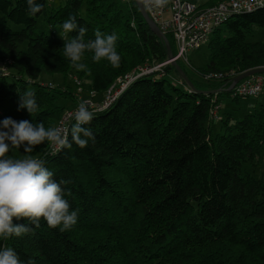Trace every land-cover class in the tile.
<instances>
[{"label":"trees","instance_id":"obj_1","mask_svg":"<svg viewBox=\"0 0 264 264\" xmlns=\"http://www.w3.org/2000/svg\"><path fill=\"white\" fill-rule=\"evenodd\" d=\"M36 2L43 8L31 15L26 0H0V14L6 18H0V64L17 71L0 72V102L12 105L17 121L53 128L66 109L57 99L76 101L68 83L55 87L34 81L41 70L66 80L72 69L63 53L67 41L36 32L40 16L50 28H61L74 16L87 29L85 41L94 40L97 30L105 36L116 33L118 68L106 60L93 62V53L85 51L81 62L87 69H75L76 77L90 79L91 92L105 93L118 77L138 66L167 60L163 40L143 19L135 0H65L59 7ZM6 20L21 28L12 29ZM225 26L227 34L219 27L208 42L207 63L200 68L190 65L202 76L223 75L199 84L210 90H194L187 68L178 60L193 87H172L174 96L165 88L164 74L174 71L185 82L167 63L135 79L108 108L93 113L85 127L95 142L90 140L87 147L72 143L49 154L45 141L31 153L11 148L8 157H38L54 180L66 182L61 184L63 196L70 210L78 212V220L66 231L50 228L43 219L39 227L26 219L14 221L33 230L20 237H0V249H13L23 264H264V180L241 173L242 164L264 147V104L254 96L258 107L232 124L223 120L224 132L211 130V110L216 104L220 108L219 95L230 96L232 79L264 67V39L246 40L253 26L264 27V6L235 14ZM165 36L175 54L171 35ZM24 40L27 49L18 50ZM231 71L234 75L229 76ZM25 91L35 93L38 107L32 115L17 110L19 93ZM239 97L247 96L233 100ZM68 139L71 142L70 134Z\"/></svg>","mask_w":264,"mask_h":264},{"label":"clouds","instance_id":"obj_2","mask_svg":"<svg viewBox=\"0 0 264 264\" xmlns=\"http://www.w3.org/2000/svg\"><path fill=\"white\" fill-rule=\"evenodd\" d=\"M169 0H137L138 6L145 10L162 9ZM28 12L36 15L43 5L36 0H26ZM63 33L77 32L64 42L63 53L77 71H85L82 63L85 51L93 53V62L106 60L113 68H118L121 56L116 50L118 39L115 32L104 35L99 30L94 33V40L85 41L87 29L77 23L74 16H69L61 25ZM35 93H19L18 111L26 109L32 115L37 110ZM94 114L88 108V102L82 101L74 114V123L70 130L63 128L46 129L43 122L32 123L28 120L15 121L11 117L0 121V237H20L33 229L28 224L14 221L27 220L29 224L39 227L41 219L50 228L60 227L61 231L69 230L77 223L78 212L70 210L69 202L63 196L61 184L53 179V173L45 167V161L33 156L10 158L11 148H23L24 153L33 152L35 146L45 141L51 142L57 150L70 148L72 143L83 149L91 140L95 142L92 131L85 127ZM71 136L69 142L68 136ZM0 264H23L11 248L0 249ZM28 264H32L31 261Z\"/></svg>","mask_w":264,"mask_h":264},{"label":"built area","instance_id":"obj_3","mask_svg":"<svg viewBox=\"0 0 264 264\" xmlns=\"http://www.w3.org/2000/svg\"><path fill=\"white\" fill-rule=\"evenodd\" d=\"M264 6V0H223L215 5H197L188 0H169L168 4L162 9L146 10L152 21L164 33H169L175 45V54L173 59L185 62L188 66V60L185 54L190 50L200 48L203 41L209 35H213L217 28L228 21L235 14L248 13L259 7ZM210 40V39H209ZM166 60L163 63H153L151 65L138 66L132 72L125 73L118 77L105 91V97L100 104L91 100L88 102V108L91 112H98L108 108L118 97V95L135 79L148 75L154 71H160L164 64L169 63ZM6 74V72H3ZM234 75L230 72L229 76ZM206 80L221 78V73H208L203 76ZM264 88V73L254 74L243 78L237 82L231 91L232 97L238 96H258ZM94 95V92H91ZM216 95L214 96L215 100ZM81 103V102H80ZM78 103L72 109H66L57 120L53 128L68 129L73 124L75 110ZM219 105H214L211 113L215 112ZM216 117V115H215ZM58 150L48 141L46 153H56ZM38 158V157H36Z\"/></svg>","mask_w":264,"mask_h":264},{"label":"rangeland","instance_id":"obj_4","mask_svg":"<svg viewBox=\"0 0 264 264\" xmlns=\"http://www.w3.org/2000/svg\"><path fill=\"white\" fill-rule=\"evenodd\" d=\"M12 3H15V0H11ZM65 0H46V3L48 6L52 7H59L64 3ZM189 2L195 3L197 5H204L208 0H188ZM1 19H6L4 14H0ZM6 23L9 24V26L14 30H19L21 28V25L14 24L10 22L9 20H6ZM223 29V33L227 34L225 23H223L220 26ZM36 32L40 31H46L52 38L59 42L68 41L72 38L70 33H63L62 28H50L48 27L43 17L40 16L37 18L36 23ZM213 35H209L205 41L202 42L201 46L197 50H190L185 54V58L188 60V63L193 66V68H200L204 66L208 61L209 56V48H208V42L209 39ZM264 39V27L259 26H253L252 32L246 34V40L248 41H257V40H263ZM18 50H26L27 49V40H24L20 43H18L17 46ZM188 71V76L192 79L194 82L193 89L196 91H206L210 90L209 87H203L199 84L205 85L207 84V80L204 79V77L200 74H198L196 71L190 68L185 62L180 61ZM8 74L17 75V71L15 69L11 68L8 65L0 64V72L5 71ZM23 79L29 80L27 76L22 75ZM75 75V68L72 66V69L70 70L66 80L63 79V76L61 74L55 73V74H48L44 70H41L39 76L34 80L36 83L44 84V85H51L55 87H64L65 83H68L72 89V91L75 93L76 101L72 102L67 98L59 97L57 99L58 104H64L66 106V109H72L74 108L78 103L85 101V100H91L94 101V103L100 104L104 97V93H94L96 94V97H100L101 101L97 102L96 97L93 98L91 95V91L89 90V78H79ZM164 78L167 80L165 83V88L167 91L172 93L174 96V91L172 87H178L183 90L188 89V85L186 83H183L181 79L178 77V75L172 71L170 73L164 74ZM33 84H28L29 88H32ZM259 101L264 104V88L260 92ZM95 99V100H94ZM258 98L254 96H247V97H239L238 100H233V97L230 95H219L218 102L220 104V108L217 111V117L211 119V130L212 133H221L224 132L223 128V120L228 119V123L232 124L237 119L241 118L244 114L252 110L253 106L258 107L259 103H257ZM176 100L174 99L173 103H175ZM65 109V110H66ZM64 110V111H65ZM0 121H2L5 118L11 117L13 120L17 121L15 116L12 115V105L9 102H0ZM241 173H249L252 176L256 178H261L264 180V147L262 148L260 154L256 155L253 159L248 160L242 164L241 167Z\"/></svg>","mask_w":264,"mask_h":264},{"label":"water","instance_id":"obj_5","mask_svg":"<svg viewBox=\"0 0 264 264\" xmlns=\"http://www.w3.org/2000/svg\"><path fill=\"white\" fill-rule=\"evenodd\" d=\"M137 3V0H135ZM138 6V4H137ZM138 9L140 11L141 16L143 17V19L146 21V23L148 24V26L150 27V29L153 31V33L155 35H157L159 38H161L165 44L166 47V51H167V60H170V64L173 65L176 69V71L179 73V75L181 76V78L183 79V81L189 85L190 87H193L192 83L190 82V80L188 79L187 75L185 74V72L183 71V69L180 67V65L178 64L177 60L173 59V53L171 51V47L169 44V41L167 40L166 36L164 35V33L158 28V26L152 21V19L149 17L148 13L146 12V10L144 8H142L141 6H138ZM258 73H264V67H258V68H254V69H249L246 70L238 75H236L230 85L228 86L227 90H230L233 88V86L239 82L240 80H242L245 77L254 75V74H258Z\"/></svg>","mask_w":264,"mask_h":264},{"label":"crops","instance_id":"obj_6","mask_svg":"<svg viewBox=\"0 0 264 264\" xmlns=\"http://www.w3.org/2000/svg\"><path fill=\"white\" fill-rule=\"evenodd\" d=\"M202 6H207V5H202ZM190 87V86H189ZM96 97V94L93 96V98H95ZM95 100V99H94ZM96 100H97V102H100L101 101V98L100 97H96ZM215 115H216V117H217V112H215ZM215 115H213L212 113H211V119L212 118H216L215 117Z\"/></svg>","mask_w":264,"mask_h":264}]
</instances>
